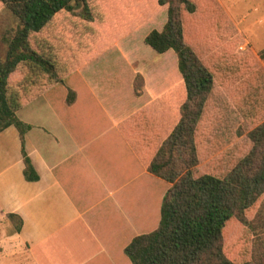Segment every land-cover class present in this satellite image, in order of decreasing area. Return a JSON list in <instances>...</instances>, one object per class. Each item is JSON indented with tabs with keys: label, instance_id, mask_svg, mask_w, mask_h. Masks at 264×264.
Returning <instances> with one entry per match:
<instances>
[{
	"label": "trees",
	"instance_id": "1",
	"mask_svg": "<svg viewBox=\"0 0 264 264\" xmlns=\"http://www.w3.org/2000/svg\"><path fill=\"white\" fill-rule=\"evenodd\" d=\"M132 1L0 0L18 19L3 37L0 132L17 128L26 180L39 174L25 150L32 125L17 112L154 15L146 2ZM156 2L167 20L144 42L158 53L174 51L182 81L124 125L131 127L149 172L170 187L157 228L136 235L124 253L132 264H264V118L248 132L252 146L246 154L196 174L209 100L217 89L240 90L247 59L235 52L216 0ZM259 55L264 58V50ZM7 216L17 217L20 230L22 219Z\"/></svg>",
	"mask_w": 264,
	"mask_h": 264
},
{
	"label": "crops",
	"instance_id": "2",
	"mask_svg": "<svg viewBox=\"0 0 264 264\" xmlns=\"http://www.w3.org/2000/svg\"><path fill=\"white\" fill-rule=\"evenodd\" d=\"M117 50L132 80L142 70ZM87 70L78 71L81 92L51 88L29 103L42 109L21 117L32 125L24 141L38 180L24 177L17 128L0 132V264H120L118 247L124 251L146 216L140 189L153 174L124 123L153 94L141 92L145 99L126 110L91 86ZM8 214L22 219L20 230Z\"/></svg>",
	"mask_w": 264,
	"mask_h": 264
},
{
	"label": "rangeland",
	"instance_id": "3",
	"mask_svg": "<svg viewBox=\"0 0 264 264\" xmlns=\"http://www.w3.org/2000/svg\"><path fill=\"white\" fill-rule=\"evenodd\" d=\"M141 1L156 9L154 15L139 24L125 38L108 46L98 58L89 60L87 73L84 74L90 80L91 86L101 88L108 99H113L116 104L120 102L126 110H130L145 99L137 95L140 96L143 92L152 93L153 99H150L149 105H153L159 101L162 93L182 81L174 51L158 53L144 42L145 36L151 30L163 27L167 20V12L159 10L156 0H133L132 3L137 5L142 3ZM216 2L220 4L228 18V34L230 40L236 42L235 52L244 56L247 64L238 83L239 91L232 86L228 91L217 89L209 100L201 122L203 140L200 144V161L196 166V174L209 171L212 164L218 165L230 157L246 154L252 146L247 134L264 118V58L259 55V52L264 50V0H216ZM80 7L79 5L77 9ZM17 25L18 19L0 2L1 59L5 58L7 47L3 37L13 32ZM117 49L127 50L126 56L142 70L135 73L132 80L131 68ZM81 69L70 73L63 82L54 84L45 92L56 86L65 88L68 96L74 94V91L69 92L72 88L81 92L86 88L84 82L80 83L78 80L81 78L78 73ZM258 69L263 73L261 78L258 76ZM37 103L28 107L26 105V108L19 110L18 117L22 120L26 113L32 115L42 109ZM145 180L141 184L139 202L140 208L146 211V216L136 225L133 231L135 235L149 233L157 228L162 199L170 187L168 182L154 175ZM11 223L12 229L18 225L17 219H11ZM130 234L132 231H129ZM117 256L120 264H132L120 246Z\"/></svg>",
	"mask_w": 264,
	"mask_h": 264
}]
</instances>
